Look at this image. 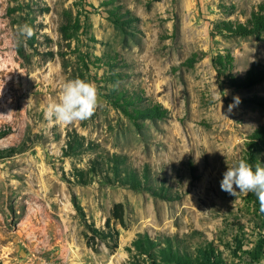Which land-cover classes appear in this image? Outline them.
Instances as JSON below:
<instances>
[{"label": "rangeland", "instance_id": "374dc122", "mask_svg": "<svg viewBox=\"0 0 264 264\" xmlns=\"http://www.w3.org/2000/svg\"><path fill=\"white\" fill-rule=\"evenodd\" d=\"M262 2L0 0V156L34 140L0 158V262L166 264L159 251L169 241L194 257L214 248L219 264H264V212L251 193L236 197L220 186L264 124V81L233 87L212 63L231 52L234 73L244 75L264 61V34L214 33L217 22H244ZM114 9L128 22L116 23ZM65 15L79 24L67 42L59 30ZM24 24L34 30L27 40L17 34ZM76 78L95 83L102 107L69 126L47 120L48 105ZM128 96L169 112L135 120L124 110L134 108L125 105ZM70 133L83 135L84 146L71 149ZM115 155L118 166L107 159ZM129 171L141 180L147 173L146 186L121 184ZM119 202L126 226L115 223L118 249L101 238L91 248L85 233L102 230ZM141 238L153 242L149 255L135 248Z\"/></svg>", "mask_w": 264, "mask_h": 264}, {"label": "trees", "instance_id": "16d2710c", "mask_svg": "<svg viewBox=\"0 0 264 264\" xmlns=\"http://www.w3.org/2000/svg\"><path fill=\"white\" fill-rule=\"evenodd\" d=\"M220 8L228 12V7L221 4ZM118 9V7H116ZM129 12V11H128ZM115 15L116 23H127V20H121V17L125 16L123 13L115 12V9L111 11ZM78 22L72 23V19L65 15V21L60 26V33L63 41H69L72 39L73 34L78 30ZM214 33L226 36H249L254 35L257 38H261L264 34V2L257 4L250 12L249 16L244 22L234 21L231 19H225L217 22L214 26ZM54 55V54H53ZM58 55L64 60L65 52L60 50ZM115 58V56L113 57ZM198 60V55L194 54L187 60V65H193ZM234 61L235 57L231 52L225 54H218L212 59V63L216 68L218 75L223 77L225 82L233 87L237 88H250L264 81V61L254 62L244 75H238L234 73ZM63 67L66 68V62H63ZM119 76L121 74H118ZM120 79V77H119ZM119 97L123 98L121 94ZM126 106H134L133 109L125 108V112L133 119H157L163 118L168 114V109L161 103H152L144 106H136L137 103L144 100L141 96H128L124 98ZM117 100L120 98L117 97ZM85 137L83 135L70 133L69 134V146L71 149L84 146ZM34 142L31 137L25 138L18 146L2 150V156L10 157L27 150ZM92 148V147H89ZM117 155L113 157H107L108 161H113L117 166L121 164ZM243 159L247 160L253 166L260 164L264 166V124L255 128L247 137L244 147ZM122 179L123 185H128L133 188L142 189L147 184V173L145 177L141 179L136 178L134 173L130 171ZM251 197L260 206L257 196L251 193ZM118 222L121 226L125 227V207L124 204L116 203L107 218L105 227L102 230L89 229V232L85 233L87 244L96 249L99 239H107V247L111 252H115L119 247L120 230L115 224ZM135 248L143 253L149 255L152 249L153 242L146 238H141L134 242ZM167 247L161 248L159 251V257L162 262L166 264H219L217 263V256L215 255L214 248L202 249L198 257L189 255L187 253H181L179 250H173L169 241L166 242ZM0 264H2L0 262Z\"/></svg>", "mask_w": 264, "mask_h": 264}, {"label": "clouds", "instance_id": "9594fccd", "mask_svg": "<svg viewBox=\"0 0 264 264\" xmlns=\"http://www.w3.org/2000/svg\"><path fill=\"white\" fill-rule=\"evenodd\" d=\"M17 34L27 40L34 35V30L24 24L17 26ZM219 93L218 90L217 96ZM219 99L222 105V96ZM239 102L240 98L236 97L235 102L228 106V111H232ZM100 107L102 102L95 83L76 78L64 84L59 101L49 104L44 115L49 121L55 118L58 124L69 126L90 119ZM221 154L226 157L224 152ZM220 186L221 190L236 197L238 194L254 193L260 210L264 212V166L259 163L253 166L245 159H238L235 165L228 166Z\"/></svg>", "mask_w": 264, "mask_h": 264}]
</instances>
